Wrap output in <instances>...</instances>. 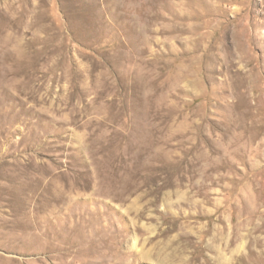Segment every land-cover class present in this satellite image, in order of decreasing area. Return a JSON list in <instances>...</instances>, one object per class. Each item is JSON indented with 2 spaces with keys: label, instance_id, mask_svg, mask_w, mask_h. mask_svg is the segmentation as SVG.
Wrapping results in <instances>:
<instances>
[{
  "label": "rangeland",
  "instance_id": "374dc122",
  "mask_svg": "<svg viewBox=\"0 0 264 264\" xmlns=\"http://www.w3.org/2000/svg\"><path fill=\"white\" fill-rule=\"evenodd\" d=\"M0 264H264V0H0Z\"/></svg>",
  "mask_w": 264,
  "mask_h": 264
}]
</instances>
